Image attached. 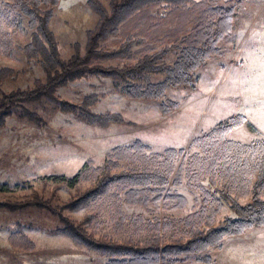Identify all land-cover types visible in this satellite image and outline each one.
Instances as JSON below:
<instances>
[{"label":"rangeland","instance_id":"obj_1","mask_svg":"<svg viewBox=\"0 0 264 264\" xmlns=\"http://www.w3.org/2000/svg\"><path fill=\"white\" fill-rule=\"evenodd\" d=\"M107 7V0H101ZM201 1V0H196ZM17 0H0V68H11L14 73L0 80V96L16 89H26L35 80L45 81V72L39 60L30 59L23 47L31 42L32 31L16 7ZM214 5L233 7L236 11L234 30L220 43L225 51L221 58H212L207 66L196 73V88L170 90L167 100L180 103V107L169 114H163L160 102L152 100H131L118 92L115 83L108 78H83L57 90V96L74 104H81L84 96L97 93L100 102L94 106L96 113H117L123 115L124 123L107 127L91 126L73 113L53 109V102L46 100L28 104L37 111L45 124L39 126L27 118L12 115L5 127L0 129V201H20L38 194L45 199L52 198L55 206L69 200L75 189L67 186L53 195L55 181L44 178L54 175L73 176L88 163L97 173L110 170L119 173L134 165L121 162L118 166L107 167V155L115 147H127L140 140L147 147V154L167 148L185 150V167L181 184L174 185V173L166 193L180 194L187 199L185 208H174L176 202L162 200L147 208L123 204L127 216L141 215L151 221L169 218L178 220L197 211L203 205V198L211 196L216 207L223 202L222 194L228 177L221 174L223 160H218L214 171L203 169L196 163L195 155L204 159L211 157V146L199 147L194 140L210 143L217 135L211 131L221 127L230 117L243 115L247 122L232 129L223 139V146L231 144L227 139L254 144L264 140V0H212ZM147 12V13H146ZM150 15L152 23L160 25L159 30L139 29L135 23L140 16ZM98 16L90 10L87 0H61L51 21L64 60L76 53L75 43L80 44L84 54L88 31L93 29ZM178 14L170 13L165 5H154L138 14L132 21L121 27L117 36L103 41L109 49H117L131 35L144 40L133 47L132 57L103 61L106 65L135 63L147 46L171 47L170 37L178 29ZM147 27V26H146ZM176 57L172 51L165 59L171 64ZM255 127L253 129L252 126ZM211 133V134H210ZM206 134V135H205ZM181 157L174 161L179 166ZM195 170L192 172L191 168ZM193 168V169H194ZM189 169V170H188ZM174 170V172H175ZM252 181L255 176L246 177ZM242 179V178H241ZM231 188L232 196L241 195L240 202L249 201L247 191L250 182H242ZM89 182L82 185L85 189ZM3 189V190H2ZM238 191H241L238 192ZM112 199L100 198L89 207L79 211H65L66 216L77 221L92 213L97 217L89 232L95 237L106 236L115 240L126 238L145 241L154 234L150 231L139 233L127 221L118 224L110 211ZM215 226L222 225L225 216L231 215L227 205L219 214L210 211ZM61 226L56 216L45 210L28 208L12 212L0 208V264H104L105 258L76 245L71 239L57 233ZM162 241L170 242L182 237L186 240L187 230L174 226L160 235ZM221 247L210 248L208 254L213 264H264V228L248 230L239 238L224 240ZM260 257V258H259ZM185 264H202L187 262Z\"/></svg>","mask_w":264,"mask_h":264},{"label":"trees","instance_id":"obj_2","mask_svg":"<svg viewBox=\"0 0 264 264\" xmlns=\"http://www.w3.org/2000/svg\"><path fill=\"white\" fill-rule=\"evenodd\" d=\"M60 1L16 2V7L27 19V26L32 31V40L23 47V51L28 58L39 60L46 78L45 81L35 80L32 87L16 89L0 96V129L5 127L7 118L14 114L39 126L44 125L43 117L27 105L48 99L54 103L55 111L73 113L91 126L107 127L114 123H124L125 119L121 114L93 111L101 100L97 93L84 96L81 104H74L57 96L59 88L79 79L92 77L111 79L118 92L128 99L158 101L161 112L169 114L178 109L180 103L167 100L168 92L179 88H196L197 71L205 68L212 58L225 55L220 43L233 32L236 17L233 7L214 5L212 0H107L108 7L101 0H87L90 10L98 16L97 24L88 31L85 53L81 54L80 44L75 43L76 53L64 60L50 26ZM154 5H165L170 13L178 14V29L171 35H164L172 40L171 47L165 46L158 50L157 47L147 46L137 62L130 63L128 61L132 57L133 47L144 40L129 35L117 49H109L103 45V41L117 36L122 26ZM152 21L150 15L140 16L135 27L154 32L159 30L160 25L153 24ZM172 51L176 52V57L169 64L165 59ZM116 59L128 61L122 65H106L103 62ZM13 73L11 68H0V80ZM246 122L247 118L243 115L230 117L220 128L211 131L213 135H217L212 142L202 144L203 141L199 139L193 141L199 147L211 146V157L201 159L195 155L196 163L202 170L211 169L215 173L218 160L224 161L221 174L225 173L228 180L221 198L223 202L216 207L211 204L212 197L206 196L199 210L175 221L169 218L151 221L141 215L127 216L123 209L124 203L147 208L151 203L157 205L165 200L176 202L174 208L180 209L187 204L183 195L166 193L173 173L174 185L181 184L183 180L186 171L185 150L167 148L147 154L148 147L136 140L127 147H115L107 155L106 165L118 166L123 161L134 167L119 173L107 170L98 174L96 168L86 163L73 176L61 174L44 178L45 183L49 179L55 181L53 195L64 186L75 189V193L61 206L53 204V197L45 199L34 194L20 201H0V208L12 212L36 208L51 213L61 224L57 233L105 258L104 264H175L190 261L211 264L213 259L208 254L210 248L220 247L226 238L264 228V140L243 144L227 139L231 146H223L224 136ZM179 157L182 159L175 170L174 161ZM193 168L192 172L195 170ZM251 172L255 176L253 181L246 178ZM239 179L251 184L247 191L249 201L246 203L240 202L241 195L232 196L229 193L231 188L239 185ZM86 182H89V186L83 189L82 185ZM105 197L112 199L109 203L110 211L117 217L118 224L128 221L139 233L150 231L154 235L145 241L131 237L121 241L106 236L97 238L96 232H89L88 229L97 213L88 214L81 221L65 214L66 210L79 211ZM223 205H227L231 215L225 216L222 225L217 227L210 211L219 214ZM177 225L187 230L186 240L179 237L170 242L162 241L160 235Z\"/></svg>","mask_w":264,"mask_h":264},{"label":"crops","instance_id":"obj_3","mask_svg":"<svg viewBox=\"0 0 264 264\" xmlns=\"http://www.w3.org/2000/svg\"><path fill=\"white\" fill-rule=\"evenodd\" d=\"M246 234V233H245ZM244 234V235H245ZM244 235H242V236H244ZM242 236H238V237H230V239H232V238H239V237H242ZM228 238H226L225 240H227ZM223 245V244H222ZM221 247V246H220ZM260 258V257H259ZM213 259V258H212ZM213 262H214V259H213ZM213 262L211 263V264H213ZM185 263H187V262H183V263H175V264H185Z\"/></svg>","mask_w":264,"mask_h":264}]
</instances>
